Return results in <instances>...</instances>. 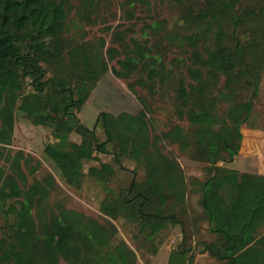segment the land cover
<instances>
[{
	"label": "trees",
	"instance_id": "16d2710c",
	"mask_svg": "<svg viewBox=\"0 0 264 264\" xmlns=\"http://www.w3.org/2000/svg\"><path fill=\"white\" fill-rule=\"evenodd\" d=\"M104 1L112 0H77L83 25L96 22ZM173 1L176 19L186 29L165 32L180 50L169 59L147 31L139 40L116 25L109 42L89 36L70 18L71 0H0V264H138L114 223L55 199V175L47 171L36 177L41 161L11 151L17 115L49 128L43 157L68 188L78 189L92 178L105 192L103 214L131 223L136 237L153 242L154 251L156 236L178 226L181 235L171 251L185 261L192 251L188 181L177 158L165 151V137L151 128L147 98L137 95L145 108L136 113L100 111L91 126L77 115L111 62L115 76L133 77L127 81L133 93L140 87L150 99H167L176 119L198 125L199 142L211 147L204 166L208 173L189 183L201 193L212 235L197 247L213 264H264V179L221 181L216 165L222 160L220 140L232 146L235 138L229 149L239 152L241 125L259 95L264 0ZM124 2L131 12L148 0ZM74 133L79 141L72 139ZM100 154L110 155L112 162L101 161ZM90 160L98 165L85 170ZM124 161L133 166L129 181L111 186Z\"/></svg>",
	"mask_w": 264,
	"mask_h": 264
},
{
	"label": "rangeland",
	"instance_id": "374dc122",
	"mask_svg": "<svg viewBox=\"0 0 264 264\" xmlns=\"http://www.w3.org/2000/svg\"><path fill=\"white\" fill-rule=\"evenodd\" d=\"M71 4L70 18L73 19L74 23L78 20L79 24L83 25L85 20L81 21L75 9L78 6L77 0H71ZM102 4V7L99 8L100 16L96 18V22L91 25H83L89 31V36H103L109 42L111 31L116 29V25H121L125 28L128 36L134 35L139 40H143V31H147L149 41L153 43L156 49L166 53L167 58L170 59L179 54L180 50L174 46L172 40L169 41L168 33L171 35L174 31L182 32L186 26L181 22L178 23L175 12L176 4L173 0H148L145 4L136 3L131 12L126 11L124 0L104 1ZM152 24L154 28L151 27ZM107 27H111L110 31H107ZM155 31L164 33V38L161 40L160 35ZM113 64L114 62L110 63L109 70L96 83L77 115L82 123L91 126L98 112L107 111L117 114L126 111L136 113L141 108H145L137 95L147 98L146 113L150 118L151 128L154 132H160L165 137L168 142H166L165 151L177 158L188 181L187 219L191 234L190 242L193 248L186 261L183 260L182 255L171 251L181 235L178 226H169L159 236H156L154 243L157 245V250L154 251L153 242L144 243L142 237H136L137 230L131 223L126 222L121 217L112 219L100 211L101 201L105 196L100 183L86 177L80 188H68L60 180L58 173L50 163L43 157L44 145L51 139L49 128L46 126L33 124L27 118L17 115L10 145L11 151L14 153L21 150L30 153L41 161V166L35 173L36 177H41L47 171L55 175L59 184L55 199L63 200L67 207L102 222L114 223L118 228V238L125 241L127 246L135 251L138 264H213L196 244L201 240H209L212 235L209 231L206 212L200 204L201 193L195 190V184H189L191 178H202L208 173L204 166L208 162L206 153H210L211 147L207 143L199 142L196 130L198 125L176 119L172 105L167 99H150L148 92L140 87H137L138 94L133 93L127 85V81H132L133 77L127 80L115 76L111 71ZM202 127L210 130L221 128ZM97 132L103 138L102 132L100 130ZM241 133L242 138L239 141L238 153L229 149V147H235L237 143L235 138L234 140L231 138L232 146H228L227 141L222 144L220 143L221 140L218 142L222 150L220 154L222 160L216 161V165L219 167L218 178L221 181L235 180L239 177L264 179V72L261 75L259 95L254 100L249 120L241 125ZM232 137L234 136L232 135ZM72 139L79 141L80 137L74 133ZM231 154H233V158H231ZM99 159L112 162L111 156L106 154H100ZM3 163L0 158V164ZM91 165H98V161L86 162L85 170ZM123 165L124 168H117L116 173L111 177V186L119 187L129 181L133 166L128 161H124ZM141 172L142 170H139L138 176L140 177H142ZM260 233H264V228ZM61 264L69 263L61 260Z\"/></svg>",
	"mask_w": 264,
	"mask_h": 264
},
{
	"label": "crops",
	"instance_id": "0c3cea01",
	"mask_svg": "<svg viewBox=\"0 0 264 264\" xmlns=\"http://www.w3.org/2000/svg\"><path fill=\"white\" fill-rule=\"evenodd\" d=\"M263 174V173H262Z\"/></svg>",
	"mask_w": 264,
	"mask_h": 264
}]
</instances>
